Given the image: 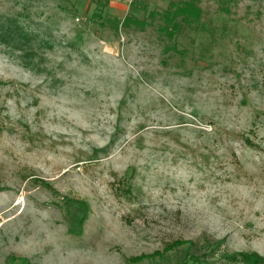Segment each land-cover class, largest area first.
<instances>
[{
    "label": "rangeland",
    "instance_id": "374dc122",
    "mask_svg": "<svg viewBox=\"0 0 264 264\" xmlns=\"http://www.w3.org/2000/svg\"><path fill=\"white\" fill-rule=\"evenodd\" d=\"M173 1L0 0V264H264V0Z\"/></svg>",
    "mask_w": 264,
    "mask_h": 264
},
{
    "label": "trees",
    "instance_id": "16d2710c",
    "mask_svg": "<svg viewBox=\"0 0 264 264\" xmlns=\"http://www.w3.org/2000/svg\"><path fill=\"white\" fill-rule=\"evenodd\" d=\"M110 0H106V6L109 4ZM201 0H176L169 4L167 9L161 13L152 12L149 15V20H139L134 16H126L123 21L115 18L114 24L116 29H118L119 25L122 24L123 27L128 28L132 25L140 28L141 30L146 29L148 25L154 23V21H159V25L157 26V31L161 34V36L165 37L166 40L173 43L171 47L167 48V51H178L176 40L185 34L186 31L194 32V33H207L213 35L214 31L207 26L204 22V12L200 6ZM105 6V7H106ZM225 14H230V9L224 3L220 9ZM10 32V31H9ZM13 34V33H11ZM185 50H183L184 52ZM182 52V53H183ZM214 250L215 245L214 243H204ZM188 245L189 256L192 258L193 264H205L209 261V257H211L209 251L203 250L204 252L198 254L197 246L191 241H175L171 244H167L162 252H157L155 255L159 256H148L145 257L144 255L138 259L136 264L142 262L146 258H165V256L176 250V248ZM220 245V242L216 243V246ZM205 248V247H204ZM195 249V250H194ZM206 249V248H205ZM145 257V258H144ZM227 261H238L242 260L244 263L247 264H261L263 261L262 259L256 255L251 254L248 255L246 253L241 254H233L230 256L224 257ZM15 261V260H13ZM21 264H27L26 260H21Z\"/></svg>",
    "mask_w": 264,
    "mask_h": 264
}]
</instances>
